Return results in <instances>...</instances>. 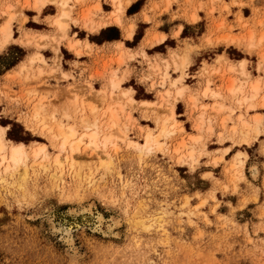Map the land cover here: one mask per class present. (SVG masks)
<instances>
[{"label": "rangeland", "instance_id": "374dc122", "mask_svg": "<svg viewBox=\"0 0 264 264\" xmlns=\"http://www.w3.org/2000/svg\"><path fill=\"white\" fill-rule=\"evenodd\" d=\"M108 1L114 8L111 11L101 0H84L76 5L72 17L79 23L70 20L67 37L59 38L61 32L51 22V15L59 12L56 6L49 5L39 13L25 0H0V13L6 6L14 9L13 35L17 38L0 49V125L9 127L7 137L13 129L9 139L26 143L31 152L36 142L45 143L53 160L60 152L59 142L49 129L57 128V123L73 124L81 135L85 131L83 116L107 125L109 107L114 106L119 118L117 126L106 128L107 133L115 134L106 169L95 152L81 150L78 155L84 178L74 176L69 164L59 170L31 156L26 182L19 173L0 181V264H264V106L261 96L253 103H239L238 97L227 91L234 77L241 78L238 70L242 59L254 79L264 78V17L259 18L260 7L252 5L253 19L235 12V27L224 17L220 21L212 18L214 30L208 41L219 54L213 63L203 62L196 78L190 74V65L184 69L181 85L186 87L185 94L174 100V93L172 99L168 98L166 90L182 70L174 62L166 66V59L151 57L144 49L134 52L117 43L118 55L105 61L102 68L78 59L69 61L74 55L68 42L97 35L80 16L100 2L102 10L94 13V19L108 18L115 10L114 0ZM124 1H128L126 9L130 1ZM217 1L229 13V6L241 9L249 4L247 0H212ZM249 1L251 5L253 0ZM214 10L211 8V15ZM236 27L238 32L233 31ZM27 30L48 37L39 45L22 43ZM250 34L255 38L254 47L249 45ZM231 38H236L235 42ZM82 48V54L92 56L93 45L90 50L86 44ZM45 50L50 51L49 57ZM242 50L257 55L256 70L248 68L249 60L241 58ZM36 52L44 55L45 63L29 61ZM137 55L144 64L136 70V78H131L135 68L130 61ZM173 56H177L175 51ZM20 63L26 66L24 70ZM230 64L237 71H229ZM113 79L122 80L121 85L114 88ZM208 79L221 93L217 99L203 95ZM124 92L129 94L124 96ZM144 100L152 104H143ZM219 104L224 109L215 107ZM172 105L178 127L170 137H159L165 143L162 149L148 154L133 147L134 142L144 143L149 130L159 135ZM203 107L207 110L199 130ZM37 108L41 111L38 119ZM242 114L251 124L258 115V129L244 127L238 121ZM193 135L202 139L196 142ZM183 142L188 146L174 151ZM191 148L196 160L192 163L186 156ZM239 152L243 154L236 155ZM253 165L259 168L256 177L251 172ZM84 208H91L92 214ZM100 213L102 222L96 218Z\"/></svg>", "mask_w": 264, "mask_h": 264}, {"label": "bare ground", "instance_id": "6f19581e", "mask_svg": "<svg viewBox=\"0 0 264 264\" xmlns=\"http://www.w3.org/2000/svg\"><path fill=\"white\" fill-rule=\"evenodd\" d=\"M84 0H25V3L29 6L31 4V6L37 10L39 13H42V11L49 5H54L58 8V14L55 15H51V22L53 24H55L57 26V28L59 29V31L61 32V37L59 38H63V37H67L68 32L70 30L71 24H70V20L76 21L77 22V18H73V8H75L76 5H78L79 3H82ZM99 1V0H98ZM127 1L124 0H114V7L115 10L111 12V14H109L110 16L108 18H102L99 20H95L94 19V13H97L98 11L102 10V6L100 4V2H97L95 5H93L92 8H90L88 11H85L84 14H82V16H80V19L83 20L85 26L89 27L90 30H92L95 33L100 32V30L113 22L116 23H120L121 22V14L124 12L125 9V5L127 4ZM2 4V3H1ZM94 4V3H93ZM3 5V4H2ZM21 5V4H20ZM13 6V5H12ZM81 6V5H80ZM25 7V6H24ZM2 8V7H1ZM31 8V7H29ZM77 8V7H76ZM83 8V7H82ZM114 9V8H113ZM14 10V9H13ZM13 10L10 9V6H6L3 9V12H1V18H0V49H2L3 47H5L6 45L9 44V42L12 39H17L16 37H14L13 35V19L15 17V13L13 12ZM80 10V9H79ZM76 12V11H75ZM80 12V11H79ZM102 14V12H101ZM24 15V14H23ZM50 18V17H49ZM72 21V22H73ZM50 22V21H49ZM75 22V23H76ZM123 22V21H122ZM79 23V22H77ZM83 26V24H82ZM132 28H126L128 35H131L132 32ZM54 29V28H53ZM23 30V29H22ZM52 31V30H51ZM43 32V31H41ZM57 32V31H55ZM44 33V32H43ZM59 33V32H57ZM254 33V32H253ZM53 35V34H52ZM23 39L21 40L22 43L23 41H25L26 43H36V44H40L41 43V39H44L46 36L48 37V35L46 34H39L37 32H33L32 30H27L24 32V34L22 35ZM51 36V35H50ZM57 36V35H56ZM59 36V35H58ZM70 37V36H69ZM156 38V37H155ZM57 39V37L55 38V40ZM151 39V38H150ZM158 40H162L164 39L163 36L157 38ZM232 40H236V38H231ZM254 35L250 34L249 35V45L250 47H254L255 43H254ZM62 40V39H61ZM86 40V39H85ZM67 41V40H66ZM82 40L80 41L79 39H73L70 42H68L69 44V48L74 51L77 56L81 55L84 51V49L81 47L82 44ZM85 42V41H84ZM239 43V42H238ZM245 42H243L244 44ZM248 43V42H247ZM257 43V42H256ZM86 44V48H89L90 45L89 43H85ZM117 44V43H116ZM84 45V44H83ZM120 45V44H117ZM122 45V44H121ZM242 46V44H240ZM260 45V44H259ZM27 46V45H26ZM84 47V46H83ZM119 47V46H118ZM263 47V46H262ZM56 48V46H55ZM58 49V47L56 48ZM124 49V47H123ZM261 49V48H260ZM87 50H90L87 49ZM89 52V51H88ZM125 52V51H124ZM74 53V54H75ZM91 53V52H90ZM127 54V53H126ZM130 54V53H129ZM128 54V55H129ZM264 54V53H263ZM127 55V56H128ZM174 55V54H173ZM131 56V55H130ZM263 57V56H262ZM129 58V57H128ZM144 58V57H143ZM29 61L31 63L36 62V61H44L45 63V57L43 54L36 52L32 55H30L29 57ZM166 61V66L170 64L169 60H164ZM172 62H174L177 65L178 69L182 70L181 75H179V77L174 78V80L171 81L170 85L171 87L168 88L166 90V94L167 97L171 98L172 94L174 93V95L176 97H174V100L180 98L181 96H183L185 94V90L186 87L184 84L181 85V83L184 82L185 76V68L189 67V65L191 64V58L189 53H184V55H177V56H173L172 58ZM225 62V61H224ZM228 62V61H227ZM24 63V62H22ZM22 63H20L19 65H21ZM162 63V62H161ZM174 64V65H175ZM213 65V64H212ZM219 65V64H218ZM206 66V65H205ZM224 66V65H223ZM154 68H158L159 66L154 65ZM207 67V66H206ZM210 67V66H209ZM26 68L25 65H21V69L24 70ZM215 69V68H214ZM239 69V68H238ZM159 70V68H158ZM228 70L229 71H237L236 66L234 65H229L228 66ZM160 71V70H159ZM227 71V70H226ZM227 71V72H229ZM241 74V78L239 80H235L233 78V80H231V82L229 83V85L227 86V91L229 93V95L233 96V97H238V102L239 103H248V102H252L255 101L257 98H259L261 96V104L262 106H264V94L262 95V92L264 90V78H253L246 70V60L242 59L240 60V69L238 70ZM264 71V70H263ZM165 72V71H164ZM208 72V71H207ZM128 73V72H127ZM218 73V72H217ZM167 74V73H166ZM186 74V73H185ZM213 74V73H212ZM66 75V74H65ZM153 75V74H152ZM155 75V74H154ZM264 75V74H263ZM169 76V75H168ZM224 77V76H223ZM167 78V77H166ZM116 79V77H115ZM115 79L112 80V85L114 86V88L117 86L119 87L121 85V81H116ZM223 79V78H222ZM165 83V81L163 82V84ZM222 84V83H221ZM113 88V89H114ZM172 88L174 89L172 91ZM203 88V87H202ZM221 91V90H220ZM74 93V92H73ZM128 92H124V96L128 95ZM133 94V93H132ZM188 94V93H187ZM113 95V94H112ZM111 95V96H112ZM192 95V94H191ZM203 95L204 96H210L213 97L215 99H217L219 96H221V93L215 89L212 88L211 86V80L208 79L207 80V84L205 85L204 89H203ZM77 96V95H76ZM79 96V95H78ZM110 96V97H111ZM132 96V95H130ZM195 96V95H194ZM197 96V95H196ZM225 97V96H224ZM223 97V98H224ZM172 99V98H171ZM221 99V98H220ZM236 99V98H235ZM77 100V98H76ZM193 102H196V98L191 99ZM130 101H135L134 98L130 97ZM166 101V100H165ZM30 102V101H29ZM39 102V101H38ZM42 103V102H41ZM82 103V102H81ZM80 103V104H81ZM120 103V102H118ZM156 103V102H155ZM237 103V102H236ZM43 104V103H42ZM143 104H152L151 101H147L144 100ZM175 104V102H174ZM256 104V103H255ZM82 105V104H81ZM177 105V104H176ZM244 105V104H243ZM83 106V105H82ZM88 106V105H87ZM251 107H255L254 104L250 105ZM39 107V106H38ZM42 107V106H41ZM114 107V106H112ZM109 107V112H110V117H109V123L106 124H100L99 121L96 120H89L87 117L83 116L81 121L83 124V127L85 128V131L83 133H81V135H79V131L77 130V128L72 124V125H68L67 123L65 124L64 122H59L57 123V128H50L49 131L52 135V138L55 141L59 142V150L60 152L55 156V158L52 160L51 157L49 156V152L47 150V144L42 143V142H36V146L33 149V151L31 152L28 148H27V144L22 142V141H13L11 139H9L6 136L7 130H8V126H3L0 125V181H5L7 180L8 177L10 176H15L16 173H19V178L24 182H26V177L28 174V162L30 160V157L33 156L34 158L38 159V158H42L45 161H48L51 165H54L56 168L55 169H59L61 170L63 168V166L65 164H69L68 166H70V168L73 170V172L75 173L74 176H82V167L83 164L81 163V161L79 162V159L81 157H79L80 155H78L79 151H83V152H87L88 150H92L93 152H95V154L97 155L98 160L100 161V164L102 166L107 167L109 164V157H110V153H109V146L111 144H113V137H114V133H107L108 130H106V128H114L115 126L118 125V113H116V111L112 108ZM217 109L222 110L224 109V105L223 104H219L218 106H215ZM176 108V107H175ZM200 108V107H199ZM246 108V106H245ZM41 109V108H40ZM197 109V108H196ZM257 109V108H256ZM206 107H203L200 111H202V113L200 114V117L198 118V124H197V128L199 130L202 129L203 124H204V116H205V112H206ZM32 111V110H31ZM85 111V110H84ZM168 111H169V116L163 121V124L161 126V131L159 133V135H154L151 130H149L146 134H145V141L144 143H138V142H134L133 143V147L138 148L139 150H141V152L143 153H148L149 152H153V150L156 149H162L163 145L165 144L164 142L160 141L159 137H164V138H168L170 137L172 134H174L175 132V128L178 127V121L175 119L174 117V105L168 107ZM210 111V110H209ZM44 112V111H43ZM118 112V111H117ZM41 111L39 110V108H37L35 110V117L36 119H38V117L41 115L40 114ZM193 113V112H192ZM244 113V112H243ZM68 116V115H66ZM261 116V115H260ZM70 117V116H68ZM43 118V117H41ZM100 118V117H99ZM35 119V120H36ZM132 119V118H131ZM228 119V118H227ZM101 120V119H100ZM46 121V120H45ZM162 121V120H161ZM228 121V120H227ZM242 125L244 127L250 128L253 126V128L255 130L258 129L259 124H260V117L257 115L254 119L253 124H251L250 122H248L243 114L240 115L239 120ZM250 121V120H249ZM29 122V120H28ZM36 123V122H35ZM40 123V121H39ZM43 123V120H42ZM228 123V122H227ZM75 124V123H74ZM170 124V125H169ZM208 124V123H207ZM37 125H39L37 123ZM41 125V124H40ZM227 127V126H226ZM241 127V126H239ZM238 128V127H237ZM146 129V128H145ZM151 129V128H150ZM80 130V129H79ZM181 130V129H180ZM247 130V129H246ZM236 131V130H235ZM244 131V130H243ZM47 132V131H46ZM81 132V131H80ZM177 132V131H176ZM239 132V131H238ZM251 132V131H250ZM253 132V131H252ZM49 133V132H48ZM179 133V132H178ZM181 133V132H180ZM257 133V132H256ZM197 134V133H196ZM49 135V134H48ZM248 135V134H247ZM125 137L124 135L121 136V138ZM191 137V136H190ZM244 137V136H243ZM50 138V137H49ZM120 138V139H121ZM250 138V137H249ZM52 139V140H53ZM193 139L196 142H199L202 139V136H194L193 135ZM248 140V139H247ZM115 141V140H114ZM126 141V140H125ZM192 140V142H194ZM50 142V141H49ZM179 142V141H178ZM181 142V141H180ZM179 142V143H180ZM132 143V142H131ZM116 144V143H115ZM33 145V144H32ZM84 145V147H83ZM178 145V144H177ZM181 146L178 147L177 149H174V151L180 152V150L186 146H188V144H184L181 143ZM54 146V145H53ZM166 146V145H165ZM192 146V145H191ZM190 146V147H191ZM29 147V146H28ZM189 147V148H190ZM204 148V147H203ZM55 149V148H54ZM183 150V149H182ZM181 150V151H182ZM197 150V149H196ZM227 151V149H225ZM160 151V150H159ZM186 151V150H185ZM52 152V151H51ZM66 153L65 156L63 157L61 154L62 153ZM207 153V152H206ZM227 153V152H226ZM187 154V153H186ZM200 154V153H199ZM208 154V153H207ZM241 152L236 153V155L241 156ZM245 154V153H244ZM182 156V154H180ZM188 158H190L191 163L192 161H196L195 160V150L194 148H191L189 150V153L186 155ZM244 156V155H243ZM178 157V156H177ZM180 157V156H179ZM178 157V158H179ZM219 157V156H218ZM32 158V157H31ZM184 158V157H183ZM223 158V157H222ZM199 160V159H197ZM216 160V159H215ZM239 160V159H238ZM237 160V161H238ZM85 161V160H84ZM87 161V160H86ZM218 161V160H217ZM235 161V160H234ZM240 162H242L240 160ZM238 163V162H237ZM182 164V163H181ZM46 165V164H45ZM38 166V165H37ZM194 166V165H193ZM192 166V168H193ZM43 167V166H42ZM46 167V166H45ZM237 167V166H236ZM39 168V167H38ZM235 168V167H234ZM43 169V168H42ZM51 169V168H50ZM92 169V168H90ZM100 169V167H99ZM102 169V168H101ZM106 169V168H105ZM251 172L252 175L254 177H256L259 174V168L256 165H253L251 168ZM69 170V169H68ZM93 171V170H92ZM67 172V171H65ZM69 172V171H68ZM67 172V173H68ZM90 172V171H88ZM30 173V172H29ZM54 175H56V173L54 172ZM86 175V174H83ZM61 176V175H60ZM71 176V175H70ZM83 177V176H82ZM61 178V177H60ZM73 178V177H72ZM80 178V177H79ZM84 178V177H83ZM90 178V177H89ZM53 179V178H52ZM74 180V178H73ZM72 180V181H73ZM78 180V179H77ZM63 181V180H61ZM65 181V180H64ZM9 182V181H8ZM59 182V181H58ZM3 183V182H2ZM65 183V182H64ZM80 183V182H79ZM77 184V183H76ZM58 186V185H57ZM75 186V184H74ZM79 186V185H78ZM77 186V187H78ZM70 188V187H69ZM72 190V189H71ZM78 190V189H76ZM63 191V190H62ZM74 193V192H73ZM76 193V192H75ZM83 210H87L92 214V210L91 208H84ZM98 219L99 222L103 221V215L98 214V216L96 217ZM104 223V222H103ZM144 223V222H143ZM97 228H101L96 226ZM100 230V229H98Z\"/></svg>", "mask_w": 264, "mask_h": 264}, {"label": "crops", "instance_id": "0c3cea01", "mask_svg": "<svg viewBox=\"0 0 264 264\" xmlns=\"http://www.w3.org/2000/svg\"><path fill=\"white\" fill-rule=\"evenodd\" d=\"M129 1L130 3L126 6L125 12L121 16V22H113L103 27L104 29L108 27L117 28L121 37L113 40L102 39L96 41H92L88 37H76L75 39L83 41L81 47L83 44L85 45L86 42L93 45L94 52L92 56L86 54L77 56L71 50V54L74 55V57L69 59L70 62L77 61L78 59L80 62L90 63L93 67L97 66L102 68L105 61H108L111 57L115 58L116 55H118L119 50L116 48V43H121L131 51L136 52L144 49L149 56L161 57L169 60L170 63H172V52L175 51L177 55L189 53L191 58L189 71L192 77L196 78L195 73L199 71L203 62L207 61L213 63L214 60H216L215 57L219 54L215 53L214 50L216 47L208 41L209 35H212L214 30V28L211 27L213 17L218 21L224 17L229 24L235 27V12L241 13L246 18H254L253 15L255 14L252 5L260 7L259 18L264 17V0H253L251 5L250 1L247 0L249 4L243 6L241 9L237 6H229L231 10L230 13L223 9V4L221 2H212V0ZM229 1L230 0H225L226 3H229ZM101 2L102 5L107 3L110 6L109 11L113 9L110 1L101 0ZM201 3L202 7H200ZM133 6L136 7L132 10V13H128V10ZM213 7L215 10L211 15L210 11ZM41 19L44 21V18ZM127 27H133L130 36L127 33ZM233 31L238 32L239 29L236 27ZM96 34L99 35L100 32ZM139 34L140 36L136 40ZM161 36H163L164 39L158 40L157 38ZM222 48L226 49L227 47L222 46ZM48 52L50 51L45 50L44 54L46 57H49L50 53ZM242 52L244 56H241V58H247L249 60L250 64H248V68L250 69L252 67L256 70L257 55L251 54L245 50H242ZM231 59L234 61L238 60L234 58ZM142 64H144V60L140 55H137L136 58L130 61V66L135 68V73L131 75V78L135 77L134 74L137 73L136 70H141ZM113 65L116 66V63ZM194 83H196V81H194ZM204 160L205 157L202 158V161ZM216 194L219 195L220 191H217Z\"/></svg>", "mask_w": 264, "mask_h": 264}, {"label": "trees", "instance_id": "16d2710c", "mask_svg": "<svg viewBox=\"0 0 264 264\" xmlns=\"http://www.w3.org/2000/svg\"><path fill=\"white\" fill-rule=\"evenodd\" d=\"M135 7L134 6L131 7L128 10V13H132V10ZM139 36H140V34L137 35L136 40H137V38ZM120 37H121V35H120V32H119V30L117 28H115V27H108L106 29H103L99 35H95V36H92L91 35V36H89V39L92 40V41L102 40V39H104V40H113V39H119ZM100 38H102V39H100ZM23 56H24V53H22L21 55H19L17 57V60L20 61L23 58ZM18 61H16L15 63H9L8 66L6 67V70H8V69L12 68L13 66H15L18 63ZM0 74H1V71H0ZM12 131H13V129H10L8 131V137H10V138H12ZM16 140H23V139H16Z\"/></svg>", "mask_w": 264, "mask_h": 264}]
</instances>
